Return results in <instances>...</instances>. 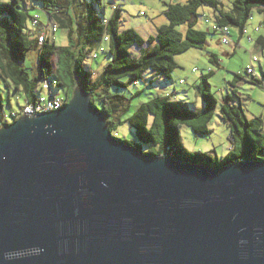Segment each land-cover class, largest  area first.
<instances>
[{
	"label": "water",
	"instance_id": "1",
	"mask_svg": "<svg viewBox=\"0 0 264 264\" xmlns=\"http://www.w3.org/2000/svg\"><path fill=\"white\" fill-rule=\"evenodd\" d=\"M0 264H264V160L145 153L76 84L0 126Z\"/></svg>",
	"mask_w": 264,
	"mask_h": 264
},
{
	"label": "trees",
	"instance_id": "2",
	"mask_svg": "<svg viewBox=\"0 0 264 264\" xmlns=\"http://www.w3.org/2000/svg\"><path fill=\"white\" fill-rule=\"evenodd\" d=\"M27 1H0V126L7 124L4 94L8 103L13 93L22 95L24 103H33L40 81L55 73L57 86L66 87V101L70 99L74 86L79 84L105 116L111 133L114 135L113 130L119 124L128 123L135 140L117 138L145 153L209 167L241 159L264 160V114L248 117L236 89L237 84L245 79L262 83L261 77L236 73L230 81V91L222 95L219 112L228 125L231 147L221 159L209 152L187 151L180 133L182 125L190 127L196 134L211 133L208 123L217 101L208 82L213 73L211 69L202 74L193 86L204 102L199 110L191 109L187 102L173 99L170 94H157L123 118L129 109V99L112 91L144 81L145 73L149 74L150 83L158 78L170 80L178 66L176 54L190 48L205 49L207 35L218 34L216 28L220 26L227 25L230 30L236 28L242 36L252 11L264 12V0H232L228 10L220 0L170 2L164 11L168 23L159 26L155 35L146 38L132 27L120 28L121 8L115 7L106 16L101 0H39L48 20L57 26V30L66 31L67 42L64 45L55 43V33L48 34L39 43L37 36L29 32L32 15ZM204 5L210 8V13L204 14L208 28H196L198 9ZM183 23L187 24L184 33L177 29ZM39 29L41 25L37 31ZM261 40L262 37H258L256 41ZM103 41H108L109 60L101 71L93 74L91 66L86 67L84 61L90 51ZM135 47L138 52L133 50ZM30 51L36 53L35 68L31 71L22 63ZM208 56L211 63L219 66L216 53L210 52ZM262 106L264 108V101Z\"/></svg>",
	"mask_w": 264,
	"mask_h": 264
},
{
	"label": "rangeland",
	"instance_id": "3",
	"mask_svg": "<svg viewBox=\"0 0 264 264\" xmlns=\"http://www.w3.org/2000/svg\"><path fill=\"white\" fill-rule=\"evenodd\" d=\"M10 1V0H0ZM185 0H101V4L105 6L106 14H110L115 7L121 8V18L119 21L120 28L132 27L136 29L144 38L155 35L157 28L163 24L168 23L164 14L167 3L170 2H184ZM232 0H220L224 9L228 10L231 7ZM27 5L30 8L31 15L37 14L40 19L46 21V13L42 10L41 2L39 0H28ZM210 13L208 6H202L198 9L197 21L195 27L206 29L208 23L205 22L204 14ZM264 12L254 10L247 21V32L241 38V42L232 47L231 44H222L219 41V35L216 33H209L207 35V44L205 49L190 48L185 52L175 55L177 67L172 73L170 80L164 79L161 82L149 81V74L145 73L144 81L139 80L131 83L127 88L112 89L129 99V109L126 111L123 118L130 116L137 107L144 101L157 94L168 93L172 97L177 95V100H182L190 105L193 110H199L203 107V100L195 93L193 83L199 81L202 74L207 73L210 69L213 73L208 77L211 93L216 98V105L214 108L213 116L211 117L208 125L211 133L207 135L196 134L188 126L182 125L180 133L182 143L185 149L189 152H209L213 157L217 156L221 159L230 149L229 141V128L226 122L220 116L219 108L221 104L222 95L230 91V81L233 79L234 74H244L246 64L249 62L251 54H255L258 61L255 63L257 73L262 78V83H252V81H240L236 89L238 95L241 97V103L248 117L259 116L263 112L262 103L264 101V52L254 50V44L257 35L262 33L264 35ZM258 27V31L254 28ZM187 24L183 23L177 26V29L184 33ZM233 36L238 35L236 28L231 29ZM246 36L251 37V41L247 40ZM232 39V38H231ZM55 43L64 45L67 42L66 31L58 29L54 34ZM233 40V39H232ZM105 47L104 51L100 48L94 47L92 52H95L97 57L90 59L85 58L86 67L91 66L93 71H101L103 66L109 60L108 41L101 42ZM97 48V49H96ZM138 52V48H133ZM210 52L216 53L219 58V66L211 63L208 59ZM35 52L30 51L26 58L23 60L24 66L30 71L35 68L36 57ZM53 65H55V58H53ZM194 69V71H192ZM50 78L56 80L55 73H51ZM182 81L180 83L179 81ZM53 90L62 96H66V87L53 86ZM166 91V92H165ZM184 92V94H182ZM4 94V93H3ZM182 95V96H181ZM4 94V119L5 122H13L11 115L12 111L19 110L20 106L24 105V98L22 95L14 93L10 95L9 103L6 101ZM117 132V133H116ZM114 135L123 140H135L133 129L128 123H121L113 130ZM116 133V134H115ZM147 149L146 146H142Z\"/></svg>",
	"mask_w": 264,
	"mask_h": 264
},
{
	"label": "built area",
	"instance_id": "4",
	"mask_svg": "<svg viewBox=\"0 0 264 264\" xmlns=\"http://www.w3.org/2000/svg\"><path fill=\"white\" fill-rule=\"evenodd\" d=\"M207 21V19L205 20ZM41 25V29L37 31L38 26ZM29 32L33 35L37 36L38 42L41 43L43 40L47 37L48 34L52 33L54 34L57 31V26L55 24L50 23H42L40 22V17L35 14L32 15L29 20V26H28ZM258 28L256 27L255 30ZM218 34H219V41L222 44H235L234 40L231 38V30L230 27L220 26L216 28ZM246 29L243 30L242 36L246 34ZM247 40L251 41L250 36H246ZM106 40V38H105ZM103 51V47H98ZM90 59H95L97 57L95 52L90 51L89 53ZM258 61L257 56H251L249 63L246 65L244 72L246 76H253V77H260V75L257 73L255 63ZM194 71V69L192 70ZM93 74H95L93 72ZM53 86H57V83L55 80H52L50 77H44L40 83L37 86V98L33 103H24L19 110L12 111L11 115L13 117V120H16L21 115H37L43 112H49L53 110H57L61 108L67 101L66 96H62L57 94L53 90Z\"/></svg>",
	"mask_w": 264,
	"mask_h": 264
},
{
	"label": "crops",
	"instance_id": "5",
	"mask_svg": "<svg viewBox=\"0 0 264 264\" xmlns=\"http://www.w3.org/2000/svg\"><path fill=\"white\" fill-rule=\"evenodd\" d=\"M112 12V11H111ZM104 14L106 15V16H109L110 14H106V9H104ZM40 21L42 22V23H50V24H53L52 22H50L49 20H48V16L46 15V21H43L42 19H40ZM263 21H264V18H263ZM206 22V21H205ZM210 27V26H209ZM208 27H206V29H207ZM254 30H255V28H254ZM255 31H258V30H255ZM232 33V32H231ZM231 37H232V39L234 40V42H235V44H232L231 46L232 47H234V46H237L240 42H241V38L243 37V36H240V34H239V32H238V35H235V36H233L232 34H231ZM258 37H262V40H261V42H257V41H255V44H254V50H258L259 52H264V47H263V45H264V35L262 34V33H259L258 35H257V38ZM252 40V39H251ZM257 40V39H256ZM55 41V40H54ZM98 47H103V51L105 50V47L103 46V44L102 43H99V46ZM251 56H256L255 54H251L250 55V57H249V60H250V58H251ZM218 60H219V58H218ZM249 63V62H248ZM247 63V64H248ZM246 64V65H247ZM193 70V69H192ZM93 71V70H92ZM95 74L96 73H98L97 71H93ZM264 73V71H262V74ZM262 77H263V75H262ZM163 79L162 78H158V79H156V81H159V82H161ZM181 81V80H180ZM179 81V82H180ZM243 81H248L247 79H245V80H243ZM196 83H198V81L197 82H194L193 83V86H194V84H196ZM230 89H231V87H230ZM166 92V91H165ZM195 93L197 94V92L195 91ZM164 94H168L167 92L166 93H164ZM182 94H184V92L182 93ZM182 96V95H181ZM197 96H198V94H197ZM240 96V95H239ZM172 98L173 99H178V97H177V95H173L172 96ZM263 114H264V108H263V112H262V114L261 115H259V116H263Z\"/></svg>",
	"mask_w": 264,
	"mask_h": 264
}]
</instances>
